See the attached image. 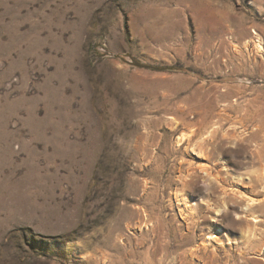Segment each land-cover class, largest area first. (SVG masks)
Here are the masks:
<instances>
[{
  "label": "rangeland",
  "instance_id": "374dc122",
  "mask_svg": "<svg viewBox=\"0 0 264 264\" xmlns=\"http://www.w3.org/2000/svg\"><path fill=\"white\" fill-rule=\"evenodd\" d=\"M0 264H264V0H0Z\"/></svg>",
  "mask_w": 264,
  "mask_h": 264
},
{
  "label": "bare ground",
  "instance_id": "6f19581e",
  "mask_svg": "<svg viewBox=\"0 0 264 264\" xmlns=\"http://www.w3.org/2000/svg\"><path fill=\"white\" fill-rule=\"evenodd\" d=\"M252 203H254V200H250V203H244L243 205V207H241V209H242V211L244 212V213H246V214H251V212L253 211V206L251 205ZM185 204H187V203H185ZM232 206L234 207V204H232ZM230 210H232L231 208H230ZM229 211V207H228V204H226V202H224V205H223V211H222V209L221 210H217V213H218V215L219 214H221L222 212H228ZM216 219V218H215ZM246 232H249V226H247L246 228ZM217 238V237H216ZM217 240V239H216Z\"/></svg>",
  "mask_w": 264,
  "mask_h": 264
}]
</instances>
